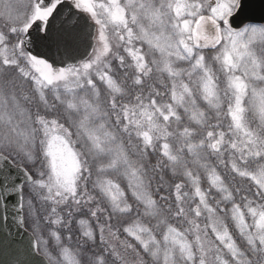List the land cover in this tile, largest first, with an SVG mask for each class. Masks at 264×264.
I'll use <instances>...</instances> for the list:
<instances>
[{
    "label": "snow or ice",
    "instance_id": "6c2138e0",
    "mask_svg": "<svg viewBox=\"0 0 264 264\" xmlns=\"http://www.w3.org/2000/svg\"><path fill=\"white\" fill-rule=\"evenodd\" d=\"M0 264H264V0H0Z\"/></svg>",
    "mask_w": 264,
    "mask_h": 264
},
{
    "label": "water",
    "instance_id": "95a60500",
    "mask_svg": "<svg viewBox=\"0 0 264 264\" xmlns=\"http://www.w3.org/2000/svg\"><path fill=\"white\" fill-rule=\"evenodd\" d=\"M257 3H259V0H256ZM15 232V229L13 230ZM17 239H22V240H26L27 237L25 235H22L20 237H17Z\"/></svg>",
    "mask_w": 264,
    "mask_h": 264
},
{
    "label": "rangeland",
    "instance_id": "374dc122",
    "mask_svg": "<svg viewBox=\"0 0 264 264\" xmlns=\"http://www.w3.org/2000/svg\"><path fill=\"white\" fill-rule=\"evenodd\" d=\"M121 186H122V187H125V186H126V180H122V181H121Z\"/></svg>",
    "mask_w": 264,
    "mask_h": 264
}]
</instances>
